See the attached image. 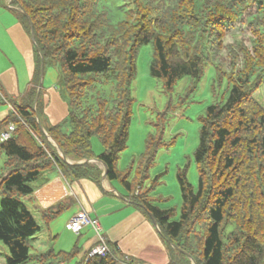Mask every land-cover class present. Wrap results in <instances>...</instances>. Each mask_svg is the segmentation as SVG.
Listing matches in <instances>:
<instances>
[{"label": "trees", "instance_id": "obj_1", "mask_svg": "<svg viewBox=\"0 0 264 264\" xmlns=\"http://www.w3.org/2000/svg\"><path fill=\"white\" fill-rule=\"evenodd\" d=\"M9 5L26 31H33L36 57L23 101L12 103L15 112L0 121V133L9 123L15 126L8 139L0 140L5 263L65 264L79 256L77 264H124L114 245L110 254L89 260V248L81 254L76 245L69 251H30V238L41 230L26 205L33 182L53 166L67 181L98 182L96 165L78 163L98 158L106 165L105 177L119 182L125 197L154 220L169 246L168 264H192L190 258L195 264H264V106L254 97L264 82V0H9ZM238 23L249 30L250 47L238 40L236 49L224 44ZM144 44L152 46L149 74L162 81L166 93L183 77H190L195 88L207 64L219 80H227L226 97L209 104L200 117L196 186L185 169L177 171V219L172 209L156 204L143 173L131 181L117 167L127 146L131 83ZM228 47L230 70L220 59ZM42 64L59 66L58 91L67 115L56 124L46 118L40 92L34 103ZM94 136L103 147L98 156L90 144ZM161 145L160 128L146 137L143 171ZM64 208L59 203L41 216L48 222Z\"/></svg>", "mask_w": 264, "mask_h": 264}, {"label": "crops", "instance_id": "obj_2", "mask_svg": "<svg viewBox=\"0 0 264 264\" xmlns=\"http://www.w3.org/2000/svg\"><path fill=\"white\" fill-rule=\"evenodd\" d=\"M35 57L30 34L9 5V0H3L0 5V95L5 100L0 96V121L11 111L7 100L21 103L33 83ZM43 71V83L39 90L43 112L50 124H56L67 115V104L55 86V77L49 80L51 77L45 76V68ZM40 76L39 83L42 79ZM102 151L93 153L98 156ZM89 162L101 170L98 182L86 178L67 181L56 166L45 170L33 182L34 191L27 198L26 205L38 224L37 217L41 220V230L56 240L63 232L70 231L68 221L83 209L99 221L109 246L116 247L117 255L124 264H168L169 246L149 215L125 197L126 190L119 182L109 181L102 176L104 168L100 162ZM59 203L64 204L65 208L46 222L41 212ZM75 237L69 238L71 247L65 250L69 251L76 245L82 254L95 243L94 233L89 227ZM31 239H37L33 241L36 243L33 246L35 252L50 248L44 243V237ZM58 250L65 251L63 248Z\"/></svg>", "mask_w": 264, "mask_h": 264}, {"label": "rangeland", "instance_id": "obj_3", "mask_svg": "<svg viewBox=\"0 0 264 264\" xmlns=\"http://www.w3.org/2000/svg\"><path fill=\"white\" fill-rule=\"evenodd\" d=\"M248 36L249 30L246 29V26L238 23L230 29L224 39V44L227 46L231 44L236 49L234 41L238 40L250 47ZM228 49L229 47L224 48L220 52L221 64L226 70H230V49ZM151 58L152 46L150 44L140 46L136 57V74L131 83L133 103L127 146L119 153L117 167L123 172H127L131 181L136 179L138 172L143 173L145 176L144 186L148 187V190L150 189L149 194L154 198L156 204L162 208L172 209V217L177 219L181 207V195L176 178L177 171L185 169L189 183L196 186L197 168L194 161V150L198 144L200 117L204 115L209 104L222 101L226 97L227 80L224 77L219 80L212 65L207 64L195 88L191 85L190 77H183L176 83L172 92L166 93L162 81L149 74ZM58 67L57 64L45 67L47 72L45 76H50L49 80L55 77L54 83L57 89L60 84ZM43 75L40 76L41 83H43ZM254 97L264 106V82L255 92ZM7 101L8 106L12 105V100H10L11 102ZM160 128L165 145L159 147L154 161L148 169L143 171L140 154L145 148L146 137L149 133L156 134ZM90 144L94 153H99L103 149L96 136L91 138ZM3 160L4 156L1 155L0 169ZM37 220L42 228L43 225L39 217ZM40 231L31 238L44 237V243H47L50 248L53 247L55 251H59L60 248L70 249L69 238L74 236L76 239V235L72 231L63 232L56 240L52 235L45 234V231ZM31 238L29 240L32 244L30 251L34 252L33 246L36 243L34 244L33 241L35 242L37 239ZM81 245L82 243L79 246ZM6 254L7 249L0 242V264H6ZM78 262H80L79 256H74L65 264H77Z\"/></svg>", "mask_w": 264, "mask_h": 264}, {"label": "built area", "instance_id": "obj_4", "mask_svg": "<svg viewBox=\"0 0 264 264\" xmlns=\"http://www.w3.org/2000/svg\"><path fill=\"white\" fill-rule=\"evenodd\" d=\"M4 100V96L0 95ZM11 111L15 112L12 105H9ZM15 126L12 123H9L5 130L0 133V140L8 139L12 132L14 131ZM49 141L50 138H47ZM67 227L75 235H79L85 227H89L95 236V243L88 249L85 260H89L93 257L106 256L110 254V246L107 242V238L103 234L102 227L99 221L96 218H92L88 215L83 209L77 211L68 221Z\"/></svg>", "mask_w": 264, "mask_h": 264}, {"label": "water", "instance_id": "obj_5", "mask_svg": "<svg viewBox=\"0 0 264 264\" xmlns=\"http://www.w3.org/2000/svg\"><path fill=\"white\" fill-rule=\"evenodd\" d=\"M30 33H31V35H30V36H31V39L34 40L33 31L31 30ZM43 70H44V67H43V64H42V66H41V70H40V75H41V77H42V75H43ZM40 87H41V80H40V83H39V86H38V89H37V92H36V95H35L34 103H35V102L37 101V99H38ZM45 135L47 136V138H49V136H48L46 133H45ZM57 150H58L60 156H61L62 158H64L63 153L61 152V150H60L59 148H57ZM91 160L98 161V162H100V163L103 165L104 172H103L102 176L105 178V176H106V165H105L102 161H100L98 158L91 159ZM91 160H83V161H79L78 163L89 162V161H91ZM149 216H150V215H149ZM152 220H153V219H152ZM153 222H154V220H153ZM154 224H155V223H154ZM184 253H185L186 256L189 257V255H188L186 252H184ZM189 258H190V257H189ZM190 260H191L192 264H195V262H194L191 258H190Z\"/></svg>", "mask_w": 264, "mask_h": 264}, {"label": "bare ground", "instance_id": "obj_6", "mask_svg": "<svg viewBox=\"0 0 264 264\" xmlns=\"http://www.w3.org/2000/svg\"><path fill=\"white\" fill-rule=\"evenodd\" d=\"M94 258V257H93Z\"/></svg>", "mask_w": 264, "mask_h": 264}]
</instances>
